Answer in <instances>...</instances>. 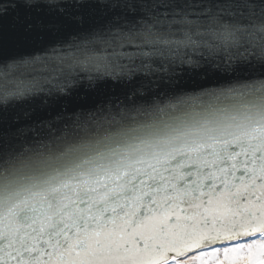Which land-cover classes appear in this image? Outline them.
<instances>
[{
    "label": "snow or ice",
    "instance_id": "1",
    "mask_svg": "<svg viewBox=\"0 0 264 264\" xmlns=\"http://www.w3.org/2000/svg\"><path fill=\"white\" fill-rule=\"evenodd\" d=\"M0 264H264V0H0Z\"/></svg>",
    "mask_w": 264,
    "mask_h": 264
}]
</instances>
